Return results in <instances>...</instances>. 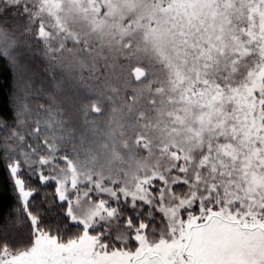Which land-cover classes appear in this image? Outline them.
<instances>
[{
	"label": "rangeland",
	"instance_id": "obj_1",
	"mask_svg": "<svg viewBox=\"0 0 264 264\" xmlns=\"http://www.w3.org/2000/svg\"><path fill=\"white\" fill-rule=\"evenodd\" d=\"M39 4L54 48L108 46L123 81L136 67L148 76L126 85L129 127L91 128L71 153L60 151L70 130L55 128L50 157L25 164L57 182L82 235L36 230L0 264H264V0ZM22 167L10 165L25 204ZM145 208L166 217L171 239L147 238Z\"/></svg>",
	"mask_w": 264,
	"mask_h": 264
},
{
	"label": "trees",
	"instance_id": "obj_2",
	"mask_svg": "<svg viewBox=\"0 0 264 264\" xmlns=\"http://www.w3.org/2000/svg\"><path fill=\"white\" fill-rule=\"evenodd\" d=\"M42 19L39 0H0V29L7 43L0 41V255L4 250L27 251L36 230L49 231L62 242L82 235V226L68 214V201L58 195L57 182L44 180L36 166L25 164L50 157L49 142L55 138L47 133L55 128L70 130L60 151L71 153L81 147L80 135L84 139L91 128H114L117 123L129 127L134 117L126 110L131 95L126 85L141 84L148 76L142 69L141 78L133 73L134 82L123 81L126 75L112 63L120 56L114 53L110 61L108 46L86 54L72 43L67 49L54 48L40 34ZM16 160L23 165L17 175L30 192L25 204L10 169ZM144 219L150 241L171 239L160 211L145 208Z\"/></svg>",
	"mask_w": 264,
	"mask_h": 264
},
{
	"label": "water",
	"instance_id": "obj_3",
	"mask_svg": "<svg viewBox=\"0 0 264 264\" xmlns=\"http://www.w3.org/2000/svg\"><path fill=\"white\" fill-rule=\"evenodd\" d=\"M133 73L135 74L137 78H141L144 75V71L140 68H135L133 70Z\"/></svg>",
	"mask_w": 264,
	"mask_h": 264
},
{
	"label": "snow or ice",
	"instance_id": "obj_4",
	"mask_svg": "<svg viewBox=\"0 0 264 264\" xmlns=\"http://www.w3.org/2000/svg\"><path fill=\"white\" fill-rule=\"evenodd\" d=\"M14 171H15V169H14Z\"/></svg>",
	"mask_w": 264,
	"mask_h": 264
}]
</instances>
